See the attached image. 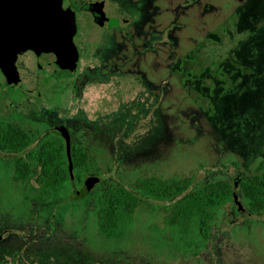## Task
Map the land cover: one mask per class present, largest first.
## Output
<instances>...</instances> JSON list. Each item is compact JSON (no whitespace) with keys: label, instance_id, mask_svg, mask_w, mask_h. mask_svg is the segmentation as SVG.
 I'll use <instances>...</instances> for the list:
<instances>
[{"label":"rangeland","instance_id":"1","mask_svg":"<svg viewBox=\"0 0 264 264\" xmlns=\"http://www.w3.org/2000/svg\"><path fill=\"white\" fill-rule=\"evenodd\" d=\"M120 1L129 24L96 40L103 61L97 71L85 70L91 81L79 115L87 124H71L73 140L96 163L85 175L94 188L73 201L79 209L66 213L62 234L50 245L40 233L59 222L47 217L63 205L41 207L35 193L0 192L1 227L16 229L0 241V251H9L0 264H13L7 257L14 250L15 264H264V211L247 210L238 183L236 201L219 211L197 254L174 248L163 231L167 203L141 194L124 240L97 235L96 198L107 185L134 191L136 178L151 175L191 176L192 187L220 178L233 185L264 158V0ZM111 81L122 86L117 98L124 106L111 112L112 94L111 109L105 103L106 111L97 112L95 101L106 102ZM27 183L37 185L35 174ZM2 207L12 215L4 217ZM27 235L32 242L22 238Z\"/></svg>","mask_w":264,"mask_h":264},{"label":"trees","instance_id":"2","mask_svg":"<svg viewBox=\"0 0 264 264\" xmlns=\"http://www.w3.org/2000/svg\"><path fill=\"white\" fill-rule=\"evenodd\" d=\"M32 162L37 181L51 203L69 204L70 177L63 142L57 136H49L33 149ZM71 160L74 181L82 183L86 174L95 168V161L83 147H71ZM36 165V168H35ZM26 172L16 174L24 179ZM191 176H142L134 181V191L130 188L111 184L97 193L95 210V231L103 239L122 241L134 224L135 212L139 205L138 194L155 202L167 203L163 216V231L172 237L174 248L182 252L197 254L207 246L213 223L218 213L227 203L234 200L236 187L226 179H215L192 187ZM237 189L248 211H264V158H261L252 174L241 172ZM49 212V216H50ZM50 231L41 230L45 244L58 241V237L47 239ZM50 234V233H49ZM26 242H32L27 235ZM21 238V239H22ZM39 242V243H41ZM15 256L18 250H14Z\"/></svg>","mask_w":264,"mask_h":264},{"label":"water","instance_id":"3","mask_svg":"<svg viewBox=\"0 0 264 264\" xmlns=\"http://www.w3.org/2000/svg\"><path fill=\"white\" fill-rule=\"evenodd\" d=\"M88 22L83 25L84 21ZM123 24L124 16L100 17L91 5L72 10L67 0H0V100L3 105L23 97L44 105L70 104L75 93V77L87 63V50L74 42L76 35H99L104 27ZM72 196H87L95 184L86 178L78 189L71 160L70 136L60 129ZM235 182L234 187H236ZM236 201V195L234 194ZM238 212L241 208L238 207Z\"/></svg>","mask_w":264,"mask_h":264},{"label":"flooded vegetation","instance_id":"4","mask_svg":"<svg viewBox=\"0 0 264 264\" xmlns=\"http://www.w3.org/2000/svg\"><path fill=\"white\" fill-rule=\"evenodd\" d=\"M67 2L69 7L74 11L84 10L85 8L93 5L99 12L100 17L112 18L114 16H124V19L126 21L123 24L111 26H109L108 22H103L102 26L104 27V30H102V32L94 38H88L85 35L75 36L74 42L84 46L87 50V63L84 67L79 68L76 73L75 93L70 104L44 105L38 101H33L27 97H23L17 103L3 105L0 100V192L6 191V193H12L18 190L22 193L24 192L27 194L35 193L38 195V197H36V199L38 200H34L33 202H36L37 205L41 207L49 208L50 206L55 204L57 206L63 205V209L59 212V214H57V212L55 211L53 215H48L47 217H56L59 219V222H57L56 220L52 221L54 227L52 230H50L52 231L50 232V234H54V237L58 235V238L60 234H62L63 227L66 224V213L69 210L75 212L76 209H79L80 207L79 202L74 203L73 201H79L83 198L75 199L72 194H70L69 204H65L64 202L51 203V201L43 195L44 190L40 183H38L37 181L38 176L34 173V165L32 162V157H34L33 149L49 136H57L58 138H60L65 149L64 139L62 138L60 132V129L62 127L66 128L69 133L71 147L74 144L81 146L79 141L77 142L73 140L72 125L73 127L77 126L76 128L79 129V125L87 124V122L84 121L83 117L79 115L81 110L82 94H85V92L83 93V90L91 81L90 75H88L85 70L89 68L91 71H97V69L101 67L103 61V57L100 54L103 47L100 41L96 40L102 39L107 34H116L122 28L128 26L130 20V18H128L129 15L127 7L120 0H67ZM87 22L88 20L84 21L82 24L85 25ZM106 87L109 92V94L106 95L105 98L106 102L103 98H98L99 100L95 101L98 102V105L96 107L97 109L95 110L97 112L106 111V109L103 110V104L105 103L109 104V107L111 109L110 102L114 98L113 95L116 96L117 106L116 108H114V110L110 111L113 112L122 109L125 100H122L123 98H117L118 88H122V86L119 84H114L111 81L110 83H107ZM96 97L97 96L94 95L93 100H95ZM93 105L95 106V104ZM72 106L74 107L73 111L70 109L69 111L65 110ZM18 171L20 173L27 171L24 179L16 178V174ZM33 174H35L37 185L33 187L25 186L28 184L27 181L31 180ZM85 179L86 177L83 178L80 185L75 184L78 189L82 186ZM13 183L15 184L13 185ZM93 188L94 186L91 188L87 195L92 192ZM70 192H72V188L70 189ZM26 197L28 196H25V198ZM38 201L40 203H38ZM38 206L35 209H38ZM2 208L6 209L4 210V214H2L4 215V217L12 215L11 213H9V211H12V209H8V211L7 207ZM39 218L46 219V217L40 216ZM1 225L2 222H0V228L2 230L0 232V241L4 236L7 235V233H9L8 231L16 230L15 228H11L12 226H8L7 228H5L1 227ZM7 253H9V251H0V259L5 258L6 256L4 255ZM12 253L13 255H11V257H7L9 258L8 262L10 260H13L12 263L15 264V252Z\"/></svg>","mask_w":264,"mask_h":264}]
</instances>
